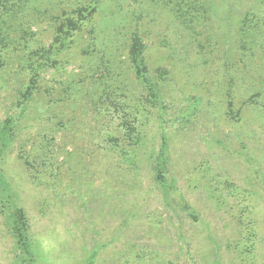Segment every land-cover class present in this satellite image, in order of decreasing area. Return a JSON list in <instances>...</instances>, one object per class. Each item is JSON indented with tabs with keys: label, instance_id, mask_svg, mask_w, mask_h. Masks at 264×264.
Returning <instances> with one entry per match:
<instances>
[{
	"label": "rangeland",
	"instance_id": "rangeland-1",
	"mask_svg": "<svg viewBox=\"0 0 264 264\" xmlns=\"http://www.w3.org/2000/svg\"><path fill=\"white\" fill-rule=\"evenodd\" d=\"M24 259L264 264V0H0V264Z\"/></svg>",
	"mask_w": 264,
	"mask_h": 264
},
{
	"label": "trees",
	"instance_id": "trees-1",
	"mask_svg": "<svg viewBox=\"0 0 264 264\" xmlns=\"http://www.w3.org/2000/svg\"><path fill=\"white\" fill-rule=\"evenodd\" d=\"M75 14H77V12H74ZM78 15L80 16V12L78 13ZM66 22L61 23L60 26L58 27V31L63 32L64 34H68L71 29L76 28L77 26V22L74 21L73 17H67ZM59 41V39H58ZM139 41L138 38L135 37L134 39V43L130 52V58H131V62L132 64L135 66L136 68V72L138 75L140 76H144V71H142L141 68V63H140V51L141 48L138 47ZM30 86H28L26 88V90L23 93V97L26 98L28 96L31 95L32 90H33V86L35 83V77L31 78V82H30ZM9 122L8 120L6 121ZM4 133V132H2ZM5 135H3L2 137L4 138ZM12 230H13V234L17 240V243L19 245V247L21 248V250L23 251L24 255L26 257L32 258L33 256V252L31 249V244H30V239L29 236L27 234L28 232V226H27V220L24 214V211L21 208H16L12 214ZM22 264H27V262L25 261V259L22 261Z\"/></svg>",
	"mask_w": 264,
	"mask_h": 264
}]
</instances>
